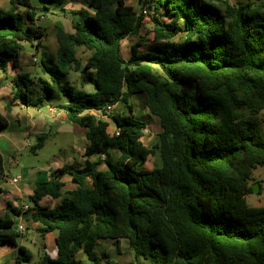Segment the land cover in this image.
Returning a JSON list of instances; mask_svg holds the SVG:
<instances>
[{"label":"trees","instance_id":"obj_1","mask_svg":"<svg viewBox=\"0 0 264 264\" xmlns=\"http://www.w3.org/2000/svg\"><path fill=\"white\" fill-rule=\"evenodd\" d=\"M8 1L0 7L2 71L17 67L23 43L40 47L46 34L37 11L66 12L67 2L33 0L41 3L36 7L32 0ZM78 1L84 6L68 11L70 30L59 20L54 24L55 60L42 61L48 80H33L28 72L11 78L13 98L26 105L65 95L58 106L86 129L85 160L53 169L29 196L36 231L55 232V256L43 254L36 264H83L78 251L92 264H116L96 253L100 240L117 250L125 240L133 264H264V206L246 201L256 182L252 170L264 167V0H138L140 10L150 12L153 42L142 49L141 11L126 0ZM134 36L124 57L121 41ZM77 47L90 52L83 63ZM78 70L91 92L74 90L66 80ZM34 85L40 93L32 99ZM135 93L158 123L150 147L142 141L146 122L128 103ZM117 102L126 112L111 113L109 120L90 112L105 114ZM5 126L0 114V129ZM44 141L39 135L30 151ZM92 155L98 159H87ZM149 155L158 157L151 169L144 167ZM101 162L105 169L97 168ZM64 177L74 188L52 208L40 204L62 194ZM17 213L8 203L0 215V245H16L21 236L12 218ZM30 258L18 246L16 261L31 264Z\"/></svg>","mask_w":264,"mask_h":264},{"label":"crops","instance_id":"obj_2","mask_svg":"<svg viewBox=\"0 0 264 264\" xmlns=\"http://www.w3.org/2000/svg\"><path fill=\"white\" fill-rule=\"evenodd\" d=\"M32 4H34L36 7H39L41 5L40 2H35L33 0ZM38 20L37 24L39 23ZM123 41L124 40L121 41V45ZM34 58L36 60V57ZM19 66L20 64L18 61V65L16 68L11 66V71L7 69L6 71L0 70V114L6 119V126L3 129H0V155L2 157L4 171L3 176L0 178V215H4L7 209V204H11L12 207L17 208L18 210V213L12 217L14 220V225L15 227L19 225L22 226L23 230L20 232L21 236L16 240V245H0V264H18V262L16 261L18 246H24L28 249V247L24 245V242L27 240L31 241V238L29 239L27 236L28 230L30 229L33 230L34 233H38L36 231L38 224L31 219V210L28 209V206H31V204L29 203V196L32 194L34 184L39 180H48L50 178L51 171L63 164L70 162L81 163L83 160H85L83 152L85 146L87 145L85 136L86 129L71 123L66 118L63 109L58 106L59 104L67 101V97L65 95L62 101L58 104H45L43 100V102L40 104L37 103L35 105H26L19 99L13 98L11 78L15 77L18 73L27 72L19 71ZM16 69L19 70L16 71ZM69 73L66 76V80L68 82ZM118 103L119 102L115 103L112 106L111 113L116 112V114H119L125 109L124 106L123 110H118ZM48 106H56L58 113L53 115L49 114L47 110ZM146 113H148V111ZM148 116L149 118L146 117L148 120V123L146 122L147 131H145L142 138L145 137V134H149V124L155 125L157 122L155 117L150 114H148ZM41 134L45 135V140L49 135L53 134H72L73 140L71 148L73 151L75 150L76 154H78V158H68V161H66V163L57 161L56 163H47L46 165L39 167L23 163L21 161V158L24 157L22 156L23 153L27 150L30 151V146L35 143L34 141H32V137L35 136L37 138ZM156 134L157 131L154 135V140H152V143L156 142ZM149 156L147 157L145 163L148 161ZM97 157V155H92L87 159H89L90 161H96L98 159ZM54 159L58 160L57 158ZM97 168L105 169L106 165L101 162L97 165ZM12 179L16 180L13 181ZM62 181L64 183L62 187V194L56 198L46 196L41 199L40 204L45 205L48 208H52L53 206L60 203L61 199L67 194L68 191L74 188L68 177H64ZM23 205L27 206L26 210H22ZM31 235L32 239L35 238L33 234ZM40 237L41 245L39 246V249H41V252L38 255V260L43 254H48L50 257H54L56 254L55 232H46L42 236L40 235ZM121 241L122 240H120V242ZM103 242L105 241L100 240L97 242L95 247L96 253L98 255L106 253L110 260L116 262V264H119L115 256L120 249V242L119 248L117 250L115 245H113L110 241H106L109 242L106 247V251L101 250ZM129 250L132 256L128 262L133 260L132 263H134L132 250L130 248ZM29 252L31 253L32 258L33 254L30 250ZM76 258L81 260L83 264H92V262L88 260V258L82 251H78L76 253ZM38 260L35 263L31 262V264H36Z\"/></svg>","mask_w":264,"mask_h":264},{"label":"rangeland","instance_id":"obj_3","mask_svg":"<svg viewBox=\"0 0 264 264\" xmlns=\"http://www.w3.org/2000/svg\"><path fill=\"white\" fill-rule=\"evenodd\" d=\"M231 3H234L236 1H244V0H227ZM217 4L221 7H224V3L222 1H216ZM127 4L132 5L136 11H140L141 5L138 0H126ZM34 5V4H33ZM84 5L82 2L78 0H67V2L63 5V8L66 12H60L58 9H50L45 11H37L36 16L39 19V25L44 28L45 37L40 45V47L35 50V46L30 43H23V49L21 50L19 54V71H27L31 74V76H34L33 80L37 78L46 79L47 74L42 69V61L48 62L50 59L51 61L55 60V48H56V41H55V31H54V24L57 20H59L63 27L66 30H70V13H68L69 10H76L79 8H82ZM0 7L7 8L9 7V1L8 0H0ZM20 8L23 10L24 7L20 6ZM144 26L140 34L142 36L145 35L147 38V42L142 48H148L151 43L152 34L150 33L151 29V18L149 16L144 18ZM137 36L130 37L128 39H124L121 45L122 54L124 57L127 56L128 48L136 41ZM77 56L79 60L83 63L86 60V57L90 54L87 50H85L82 47H77L76 49ZM36 57V60L35 58ZM12 67L9 65L7 70L11 71ZM68 80L70 85L73 87L74 90H83L86 92H91L93 90V86L91 83H86L84 85H81L80 83V71H71L68 75ZM30 85V84H29ZM37 85H34L35 90L38 91V93L34 94L33 92L29 94V98L34 99L36 95L40 93V89L36 87ZM134 96V97H133ZM131 98L128 99V103L133 104V113L135 115V118L144 121L148 123V120L146 117L149 118L148 114L144 109L143 102L141 99V95L138 93H135ZM64 95L58 94V95H52L44 97V103H54L58 104L62 101ZM61 98V99H60ZM56 107V106H55ZM57 108V107H56ZM118 110L124 109V103L119 102L117 106ZM126 112V108L123 110ZM122 111V112H123ZM120 112L119 114H122ZM116 114V112H113ZM259 118L261 120V131L264 134V109L259 114ZM112 125H109L108 131H111ZM149 134H145V137L142 138L143 142L147 146H152V140H154V135L156 131L158 130V123L155 125L149 124ZM147 131V130H146ZM72 140L73 135L72 134H53L49 135L47 139L45 140V144L43 148L36 151V154H32L30 151H26L23 153L21 158V161L23 163H26L31 166L39 167L46 165L47 163H56L57 161L61 163H66L68 161V158H78V154H76L75 150L73 151L72 146ZM32 141L36 142V137H32ZM57 158L58 160L54 159ZM158 165V157L157 155L149 156L148 161L145 163L146 168H153ZM252 176L256 180L257 187L256 191H252L246 196V201L249 205L252 206H264V167L256 166L252 170ZM252 183V184H254ZM251 184V186H252ZM15 219V218H14ZM34 235L35 238L32 239V235ZM28 238H31V241H25L24 245L28 247V249L32 252L33 256L30 259V263H35L38 260V255L41 252V249H39V246L41 245V237L39 233H34L33 230H28L27 233ZM109 244V242H103L101 246V250L106 251V247ZM122 253V254H119ZM131 252L129 250L128 244L125 240H122L120 242V249L118 253H116V260L119 264H133V260L128 262L131 258ZM18 264H27L26 262H21Z\"/></svg>","mask_w":264,"mask_h":264},{"label":"built area","instance_id":"obj_4","mask_svg":"<svg viewBox=\"0 0 264 264\" xmlns=\"http://www.w3.org/2000/svg\"><path fill=\"white\" fill-rule=\"evenodd\" d=\"M140 11H141V13H142L144 18L149 16L150 12H149L148 9H145V7L142 10H140ZM47 110H48V113L51 114V115L58 113V110H57V108L55 106H48ZM111 110H112V106H109V107H107V110H106L105 114H102L101 112H98V111H95V110H90V112L94 116H96L98 119L109 120V115L111 114ZM114 132H115V134H117L118 133V128L115 127L114 128ZM99 156H100V158L104 157L102 154L99 155ZM12 180L15 181L16 179H12ZM26 209H27V206L23 205L22 206V210H26ZM16 230L21 232L23 230V227L19 225V226L16 227Z\"/></svg>","mask_w":264,"mask_h":264},{"label":"water","instance_id":"obj_5","mask_svg":"<svg viewBox=\"0 0 264 264\" xmlns=\"http://www.w3.org/2000/svg\"><path fill=\"white\" fill-rule=\"evenodd\" d=\"M256 187H257V184L256 183L252 184V186H251L252 191H256Z\"/></svg>","mask_w":264,"mask_h":264}]
</instances>
